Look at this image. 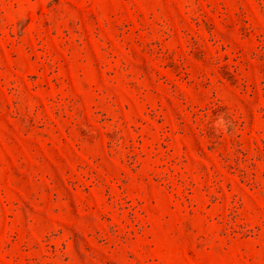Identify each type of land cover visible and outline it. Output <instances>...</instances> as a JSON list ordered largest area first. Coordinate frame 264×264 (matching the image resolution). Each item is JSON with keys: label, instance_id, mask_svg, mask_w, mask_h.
Here are the masks:
<instances>
[{"label": "rangeland", "instance_id": "rangeland-1", "mask_svg": "<svg viewBox=\"0 0 264 264\" xmlns=\"http://www.w3.org/2000/svg\"><path fill=\"white\" fill-rule=\"evenodd\" d=\"M0 264H264V0H0Z\"/></svg>", "mask_w": 264, "mask_h": 264}]
</instances>
